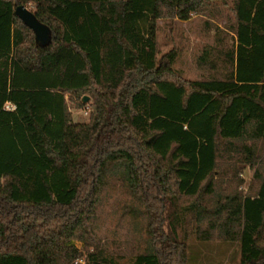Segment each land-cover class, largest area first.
I'll list each match as a JSON object with an SVG mask.
<instances>
[{"label":"trees","instance_id":"obj_1","mask_svg":"<svg viewBox=\"0 0 264 264\" xmlns=\"http://www.w3.org/2000/svg\"><path fill=\"white\" fill-rule=\"evenodd\" d=\"M206 1L0 0V264H109L93 226L114 173L159 222L152 190L196 197L172 214L162 248L131 264H188L189 214L199 243L236 244L238 264H264V0H234L221 77L185 81L158 62L157 21L188 20ZM28 3L46 44L16 13ZM86 94L90 121L77 123L69 100ZM232 154L256 166L257 188L202 204Z\"/></svg>","mask_w":264,"mask_h":264},{"label":"rangeland","instance_id":"obj_2","mask_svg":"<svg viewBox=\"0 0 264 264\" xmlns=\"http://www.w3.org/2000/svg\"><path fill=\"white\" fill-rule=\"evenodd\" d=\"M233 4L234 0H207L188 20L169 17L159 19V65L169 68L174 77L185 81L224 75L230 67L225 54L236 45ZM27 7L35 9L33 3H28ZM209 52L215 67L201 63L204 60L202 56ZM86 95L90 97L87 102L80 99L69 100L73 120L77 123L90 121L93 99L89 94ZM80 103L83 105L79 106ZM232 156L229 158V155H226L219 161V168L214 176L215 193L202 195V204H210L218 195L239 192L246 194L257 188V181L253 177L256 166L240 161L236 154ZM259 163L262 168L264 157ZM150 194L158 198L160 206L162 205L160 222L156 217L158 206L153 207L151 203V214L147 203L131 192L123 175L114 173L106 176L96 205L93 231L109 264H131L140 253L160 250L163 237L169 235L172 214L181 212L184 206L196 201V197L179 196L170 202L161 192L152 190ZM194 226L195 216L189 214L183 226L186 227V242L189 245L188 264H238L239 249L236 244L229 245L217 240L201 244L193 231ZM180 238H184V234H181ZM74 243L86 253L84 241L75 240ZM83 260L84 257L79 259Z\"/></svg>","mask_w":264,"mask_h":264},{"label":"water","instance_id":"obj_3","mask_svg":"<svg viewBox=\"0 0 264 264\" xmlns=\"http://www.w3.org/2000/svg\"><path fill=\"white\" fill-rule=\"evenodd\" d=\"M16 13L22 18V20L28 24L35 32V36L37 39V42L39 44H46L51 36V30L50 28L40 22L38 18L35 16V14L25 5H19L16 7ZM89 96L85 95L83 98L84 102H87L89 100Z\"/></svg>","mask_w":264,"mask_h":264}]
</instances>
